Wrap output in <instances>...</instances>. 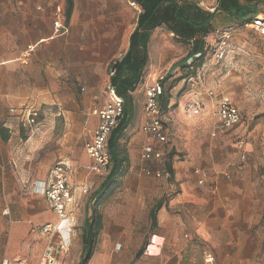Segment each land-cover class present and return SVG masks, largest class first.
<instances>
[{
    "label": "crops",
    "instance_id": "0c3cea01",
    "mask_svg": "<svg viewBox=\"0 0 264 264\" xmlns=\"http://www.w3.org/2000/svg\"><path fill=\"white\" fill-rule=\"evenodd\" d=\"M73 3V12L67 20L65 0H0V264L14 261L42 264L45 260L50 241L35 230L46 223L56 224L59 219L46 197L35 188L49 181L51 170L60 163L71 172L73 203L69 208L75 212L79 224L85 226L82 240L87 233L92 235L87 264H204L206 255L213 256V264H264V233H255L258 236L255 244L251 235L244 233L245 227L251 230L260 222L219 223L220 209L212 212L204 192L206 187L220 195L231 187L230 175L236 173L241 179L250 167L218 175L197 168L195 180L190 169L180 165L173 168L175 179L166 184L157 179V166L143 159L142 147L156 141L142 130L150 139L147 144L148 138L134 133L132 124L143 122L144 126L146 122V88L159 76L173 75L179 67L175 66L182 63L169 66L167 73L162 74L160 67L154 65L151 40L148 62L130 95L136 110L131 112L132 123L120 142V147L126 146L128 174L118 189L97 202L105 179L86 171L91 159L83 148L76 153V145L85 142L86 146L100 124L93 111L107 105L110 66L119 54H127L141 8L129 0H73ZM219 3L220 0H208L204 7L199 6L216 14L215 31L207 37V43L211 44L210 36L221 32L216 24L222 14L217 11ZM258 3L257 16L264 13V0ZM57 6L64 8L66 33L55 34ZM228 17L226 20L231 23L234 20L247 24ZM232 44L233 39L230 49ZM30 46L33 51L28 64L23 66L20 61ZM165 54L159 57L161 62ZM206 61L199 72L207 68ZM210 91L214 92L210 97H215L218 105L223 97L232 100L242 117L238 104L228 94ZM199 102L203 113L205 104ZM243 123L244 117L240 124L228 129H220L217 123L211 135L217 137ZM239 140L245 141L244 148L251 144L244 138L236 144ZM240 152L242 160L247 151ZM203 174L206 177L201 185ZM162 199L164 205L157 213V226L153 227L151 213ZM5 210L10 211L9 216L4 214ZM230 211L226 208L227 213ZM78 230H64L54 239L57 264H62ZM152 240L158 244L151 246L156 253H150L151 247L148 248ZM63 241L67 247L61 252ZM117 244L122 245L120 250L116 249Z\"/></svg>",
    "mask_w": 264,
    "mask_h": 264
},
{
    "label": "rangeland",
    "instance_id": "374dc122",
    "mask_svg": "<svg viewBox=\"0 0 264 264\" xmlns=\"http://www.w3.org/2000/svg\"><path fill=\"white\" fill-rule=\"evenodd\" d=\"M226 19L229 17L219 14L216 23L217 31L230 29L233 33L231 48L233 52L229 49L230 53L226 60L216 63L212 56H209L205 71L198 72L193 79L182 66H179L166 82V96L171 98V105L163 112L162 119L167 129L168 141L152 144L157 151L163 153V158L148 163L153 162L158 172H168L167 160L173 153V168L180 165L187 166L191 177L195 180L194 173L197 168L206 169L211 175H218L225 171L234 172L239 167H250L241 179L236 173L230 175L231 187L226 188L220 195L212 193L206 187L202 189L209 198L212 212L216 208L220 209L217 218L219 223L260 222L251 230L245 227L244 231L245 234L251 235L255 244L254 241L258 237L255 233H264V36L258 35L240 22L233 20L231 23ZM171 35L165 27H160L151 37L154 65L160 67V72L164 75L169 66L183 62L190 53L189 44L178 42L176 36ZM217 39L218 35L214 34L209 40L215 44ZM162 53H167V56L165 54V59L161 62L159 57ZM210 89L228 94L236 101L244 117L241 126L227 133H220L217 137L211 134L216 124H219L218 101L215 97L208 96ZM194 100L202 101L205 109L201 115L190 120L185 117L184 110L187 103ZM140 107L142 108V104ZM138 110L142 111L140 108ZM142 126L143 122L132 124V131L148 138L142 132ZM243 138L251 143L249 147L243 149V152L247 151L244 161L241 160V152L236 146V141ZM148 142L150 143L149 138L147 144ZM76 146L78 147L76 153H79L81 148L85 149V142ZM144 146L140 151H143ZM121 149L128 155L126 146H122ZM112 166L111 161L110 172ZM105 178L103 177L102 180ZM157 179L166 184L171 181L170 177L167 178L163 174ZM165 199H169V196ZM226 208L231 211L227 213ZM214 218L212 216L213 223L216 222ZM77 228L79 230L75 241L70 250L64 254L62 264H80L85 259V256L80 254L81 246L86 242L82 240L85 226L79 224ZM157 243H161V240H157ZM156 251L155 249L152 253ZM11 264L18 263L14 261Z\"/></svg>",
    "mask_w": 264,
    "mask_h": 264
},
{
    "label": "built area",
    "instance_id": "2783aa9c",
    "mask_svg": "<svg viewBox=\"0 0 264 264\" xmlns=\"http://www.w3.org/2000/svg\"><path fill=\"white\" fill-rule=\"evenodd\" d=\"M200 7H204L208 0H193ZM64 8L62 6H57L55 12V34L66 33L67 28L64 23ZM246 26L250 27L257 33L264 36V13L259 14ZM217 42L212 47V58L216 63H220L226 59L229 54L230 43L233 39V33L230 29H225L224 31L218 32ZM33 51V47L30 46L26 52L23 54V59L20 61L21 64L27 65L29 62L30 53ZM125 57L124 54H119L112 62L110 66V79L116 75L117 70H115V65L122 61ZM201 54L195 55V58H200ZM193 59L188 61V65H191ZM1 66V63H0ZM163 76L153 80L150 85L147 86L145 91V124L143 126V132L149 135L154 141L159 143H166L168 141L167 129L162 119L161 102L160 99L164 94L165 88L162 84ZM108 92V102L103 108L93 111V115L99 118L100 124L93 132L92 139L86 144L85 150L87 155L91 159V163L86 167V171L91 174H97L101 177H105L108 174V170L111 164V157L108 153V144L110 140L111 132L123 121L124 119V103L123 100L117 95L115 87L111 83L107 86ZM209 97L214 95L213 91L208 92ZM220 104L218 105L217 117L219 118V128L228 129L234 127L241 123L242 117L235 103L227 98H221ZM15 112V111H12ZM202 113V105L199 101L194 100L187 103L184 114L185 117L193 120L194 117L199 116ZM1 126V124H0ZM237 149L243 152L245 141L239 140L236 144ZM143 159L145 160H161L163 158V153L156 151L154 146L146 145L143 150ZM246 159V155L242 156V160ZM200 173V171H197ZM51 177L49 181L43 184L37 185L35 190L37 193L45 196L50 207L58 216V223H46L44 226L37 228L35 231L37 233L46 236L50 241L49 246L46 250L45 260L42 264H57V257L54 256V239L62 231H73L79 226L78 218L72 210H70V205L73 203L72 190L69 187L70 182V169L64 164L60 163L56 165L51 170ZM162 174L167 178L170 177L168 172H158L156 173L157 178H161ZM205 174H203L200 184H204ZM87 191V190H86ZM9 216L10 211L5 210L4 213ZM155 244L154 240L148 246ZM67 243L63 241L60 246L62 252L66 250ZM121 244L116 245V249L120 250ZM213 256L206 255L204 259V264H213ZM1 264H10L9 262H3Z\"/></svg>",
    "mask_w": 264,
    "mask_h": 264
},
{
    "label": "trees",
    "instance_id": "16d2710c",
    "mask_svg": "<svg viewBox=\"0 0 264 264\" xmlns=\"http://www.w3.org/2000/svg\"><path fill=\"white\" fill-rule=\"evenodd\" d=\"M137 4L141 8V14L138 16L137 28L131 35V43L129 50L121 62L115 65L116 75L111 78V84L115 87L117 95L124 103V119L111 132L109 140V152L113 163L111 173L105 178L98 200H101L114 190L118 189L122 178L128 174L129 159L123 153L120 142L124 139L127 128L131 125V112L136 110L135 103L130 98L136 85L142 75L144 66L148 62L149 52L148 46L152 37V33L160 28L165 27L169 33L176 36V40L181 43L190 45V53L188 57L177 66H182L189 76L197 74L205 63V60L212 56L211 50L214 44L207 43V37L215 31L213 22L216 19L215 13L205 12L193 0H129ZM245 4L239 0H220L217 11L227 14L238 21L250 23L257 16L258 0H245ZM67 4L66 18H70L74 3L73 0H65ZM219 37V36H218ZM201 54L200 58L195 55ZM193 59L191 65L188 61ZM172 77L171 74L164 76L162 84L165 91L160 99L161 111H167L170 106V97L166 96V82ZM126 103L130 104L126 107ZM174 154H170L167 160L166 168L173 180L175 170L173 169L172 160ZM164 199L158 203L151 213L153 227L157 226V213L163 207ZM91 234L85 235L84 258L80 264L89 262L91 258V246L93 239ZM88 258V260H86Z\"/></svg>",
    "mask_w": 264,
    "mask_h": 264
},
{
    "label": "bare ground",
    "instance_id": "6f19581e",
    "mask_svg": "<svg viewBox=\"0 0 264 264\" xmlns=\"http://www.w3.org/2000/svg\"><path fill=\"white\" fill-rule=\"evenodd\" d=\"M156 248L155 247H151L150 248V253H152V251H154Z\"/></svg>",
    "mask_w": 264,
    "mask_h": 264
}]
</instances>
